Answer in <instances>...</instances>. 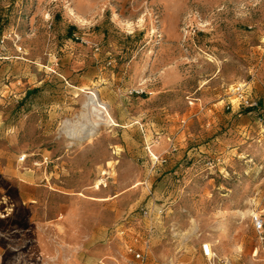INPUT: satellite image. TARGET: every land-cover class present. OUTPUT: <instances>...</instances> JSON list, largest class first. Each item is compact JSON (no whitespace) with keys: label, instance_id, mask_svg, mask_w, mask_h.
Listing matches in <instances>:
<instances>
[{"label":"rangeland","instance_id":"rangeland-1","mask_svg":"<svg viewBox=\"0 0 264 264\" xmlns=\"http://www.w3.org/2000/svg\"><path fill=\"white\" fill-rule=\"evenodd\" d=\"M263 75L264 0H0V264H51L74 196L85 224L152 210L146 264H264V116L227 108Z\"/></svg>","mask_w":264,"mask_h":264},{"label":"crops","instance_id":"crops-1","mask_svg":"<svg viewBox=\"0 0 264 264\" xmlns=\"http://www.w3.org/2000/svg\"><path fill=\"white\" fill-rule=\"evenodd\" d=\"M88 41L92 42L93 39H88ZM86 51H88V49H86ZM81 60H88L86 62L92 63V61H95L96 59L82 58ZM85 65L86 63H84V61L80 62V59L77 61V68L83 67ZM76 87L80 88L79 86ZM253 93L259 97L261 105L264 106V75L262 77L258 76L256 78ZM233 114L226 115L225 117L232 121V125L236 126V130H238L239 133H243L244 135H249L253 130H255L254 127H256L258 131L259 126L262 125L259 118L251 123L253 117H249L251 114L250 112H247V114L244 116L237 114L238 117L236 115L234 117ZM257 134H259V132H257ZM37 178L38 177L34 172L24 174L22 180L24 181L26 187L23 189L22 194L23 199L27 202L35 203L40 199L35 193L37 187L34 185H37ZM40 178H43V176L41 175ZM137 183L138 185L140 184V182ZM90 193L91 195L88 196L89 200L83 201L99 205L106 203V205L108 204L110 207L112 200H114L107 196H97L98 191L95 185L92 186ZM69 199L71 202L65 205L64 213L61 214L63 221L61 224L62 231L60 232H63V235L59 234V238L49 239V235L47 234L45 240L43 241L45 243L43 247H46L49 244L57 249L56 255L48 257L50 258V263L127 264V258L122 254L123 245L120 244V237L116 236L113 231L114 226L121 223V221L125 219L122 224H125L124 226L129 227V232L126 235V239L134 241L132 233L139 231V229L142 230L146 227L144 219H138L134 217L129 218L130 211L124 209L121 211L120 217H117L118 219L115 218V223L112 226L110 225V227L106 226V223H101L100 220L95 217L96 214L94 211L89 213L88 210L87 216L89 218L85 224L83 218L85 213L83 208H77L75 206V196L69 197Z\"/></svg>","mask_w":264,"mask_h":264},{"label":"built area","instance_id":"built-area-1","mask_svg":"<svg viewBox=\"0 0 264 264\" xmlns=\"http://www.w3.org/2000/svg\"><path fill=\"white\" fill-rule=\"evenodd\" d=\"M249 85L250 81H245L230 88L232 100L228 102L227 108H232L233 105L237 103L238 107L240 108L249 109L250 112H256L257 114H262V116H264L260 99L258 96L254 95L253 89H250ZM151 154L156 160L154 161V164L157 162H166V159L163 157L156 156L153 153ZM27 157V154L24 153L19 157V161L23 162L27 159ZM48 161L49 157L47 155H42V160L40 163H48ZM153 214L154 212L150 209L143 211L142 219L147 221L146 230L139 229V231L133 232L132 235L134 241L126 239V235L129 232V227L124 226L125 224H122L125 219L121 221V223L114 226L113 231L116 236L120 237V242L123 245L122 254L127 258V264H146L151 251V237L155 231L153 224ZM252 222L260 238L264 239V215L254 214L252 216ZM200 249L203 256L207 258L210 264H216L218 256L210 242H202ZM223 262L224 264H229L228 261Z\"/></svg>","mask_w":264,"mask_h":264},{"label":"bare ground","instance_id":"bare-ground-1","mask_svg":"<svg viewBox=\"0 0 264 264\" xmlns=\"http://www.w3.org/2000/svg\"><path fill=\"white\" fill-rule=\"evenodd\" d=\"M76 15V14H75ZM73 17H74V15H73ZM82 20V19H81ZM80 20V21H81ZM90 101L94 104V106L95 107H97L98 109H106V107L103 105V103L104 102H101L100 101V98L99 97H97V95L94 93L92 96H91V99H90ZM91 106V105H90ZM93 107V106H92ZM90 109H92L91 107H90ZM94 109V108H93ZM99 111V110H98ZM101 111V110H100Z\"/></svg>","mask_w":264,"mask_h":264}]
</instances>
